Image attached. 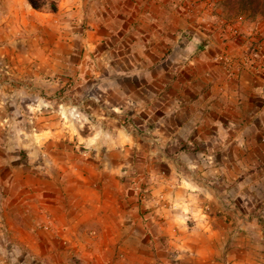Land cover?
I'll return each mask as SVG.
<instances>
[{"label":"rangeland","instance_id":"obj_1","mask_svg":"<svg viewBox=\"0 0 264 264\" xmlns=\"http://www.w3.org/2000/svg\"><path fill=\"white\" fill-rule=\"evenodd\" d=\"M0 264H264V15L0 0Z\"/></svg>","mask_w":264,"mask_h":264},{"label":"trees","instance_id":"obj_2","mask_svg":"<svg viewBox=\"0 0 264 264\" xmlns=\"http://www.w3.org/2000/svg\"><path fill=\"white\" fill-rule=\"evenodd\" d=\"M33 8L45 11L56 12L59 9L61 0H28ZM228 3L240 5V8L251 13H262L264 15V0H227Z\"/></svg>","mask_w":264,"mask_h":264},{"label":"crops","instance_id":"obj_3","mask_svg":"<svg viewBox=\"0 0 264 264\" xmlns=\"http://www.w3.org/2000/svg\"><path fill=\"white\" fill-rule=\"evenodd\" d=\"M31 238L34 239V240H33L32 243H29L28 245H29L30 249H32L36 253L43 252L42 250H44V249L50 250L48 247H46V248L44 247L43 244L47 240L43 236L39 237V236H37V234H35V235L33 234V235H31ZM49 254H50V252L46 253V255H48V257H49ZM48 259H50V258H48Z\"/></svg>","mask_w":264,"mask_h":264}]
</instances>
